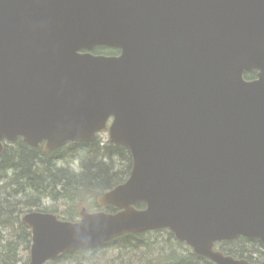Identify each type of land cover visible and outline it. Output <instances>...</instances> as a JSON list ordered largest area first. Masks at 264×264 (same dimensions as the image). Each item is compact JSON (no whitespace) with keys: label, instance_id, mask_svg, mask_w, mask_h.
Here are the masks:
<instances>
[{"label":"water","instance_id":"95a60500","mask_svg":"<svg viewBox=\"0 0 264 264\" xmlns=\"http://www.w3.org/2000/svg\"><path fill=\"white\" fill-rule=\"evenodd\" d=\"M103 130L133 157L97 198L119 211L27 212V264L160 229L260 264L216 244H264V0H0V158L19 137L52 152Z\"/></svg>","mask_w":264,"mask_h":264},{"label":"trees","instance_id":"16d2710c","mask_svg":"<svg viewBox=\"0 0 264 264\" xmlns=\"http://www.w3.org/2000/svg\"><path fill=\"white\" fill-rule=\"evenodd\" d=\"M92 52L118 55L121 50L98 46ZM257 77V70L245 73L247 80ZM82 148L87 149L84 154L81 153ZM73 156L80 160V170L58 164L59 160ZM116 156L121 158L122 167L117 165ZM132 169L131 151L112 142L102 147L100 137L91 143L70 142L52 152H46L43 145L32 147L22 137L14 142L6 141L4 154L0 158V264H20L23 259L17 253L19 246L24 243L28 249L31 247L32 230L22 221L21 213L35 209L57 214L56 210L42 206L44 195L55 200H66L72 214L69 218L57 215L64 220L78 221L76 218L81 215L82 208L86 207L83 205L84 197H98L123 184L130 177ZM136 206L144 209L146 204L140 202ZM104 210L116 213L119 209L108 206ZM6 231L11 233L10 238L6 237ZM218 246L227 255L246 259L250 263L264 264V256H257V251L264 253V244L259 239L239 236L219 242L216 248ZM112 249L118 251L116 259H121V264H216L196 254L192 247L179 241L169 229L126 233L93 250L64 253L51 263L61 258L89 254L98 256Z\"/></svg>","mask_w":264,"mask_h":264},{"label":"rangeland","instance_id":"374dc122","mask_svg":"<svg viewBox=\"0 0 264 264\" xmlns=\"http://www.w3.org/2000/svg\"><path fill=\"white\" fill-rule=\"evenodd\" d=\"M99 137H100L102 147L107 146L108 144L111 143L110 134H109L108 130L102 131L100 133ZM86 150H84L82 148L81 153L84 154L86 152ZM115 160L117 162V165L119 167H122L123 162H122L121 158L116 156ZM58 164L64 165V166H70V167H73V168L78 169V170H80V166H81L80 160L78 158H75L74 156L73 157H66L65 160H59ZM31 194H33V193L31 192ZM33 195H36V194H33ZM84 198H85L84 199L85 203H83V205L87 207L89 212L104 210L103 209L104 207H101L97 204V197L96 196L87 195ZM42 206L47 207L50 210H56L57 214L62 218H66V217L69 218L70 215L72 214L68 203L64 199H56L55 200L53 197H49V196L44 195L42 197ZM26 213L27 212L21 213V218H23V216ZM76 219L80 220V216L77 217ZM5 235H6V237H9V238L11 237V233L9 231H6ZM162 236H164V235H160V237H162ZM32 242H33V239H32ZM31 246H32V243H31ZM217 249L219 250L220 246H218ZM257 252H258L257 256H261V257L264 256V253H262L260 251H257ZM17 253H18V256H21V258L23 259V262H21L20 264H27L30 261V259H31V247H30V249H28L24 243H21V245L19 246V249L17 250ZM117 253H118L117 250L112 249L109 252L103 251L98 256L89 254L87 256H82V257H71L69 259L61 258V259L57 260L55 263H51L53 261L52 260V261L48 262L47 264H121L122 260L116 259ZM122 256H124V255H122ZM262 260L264 261V257L262 258Z\"/></svg>","mask_w":264,"mask_h":264},{"label":"flooded vegetation","instance_id":"af4514ba","mask_svg":"<svg viewBox=\"0 0 264 264\" xmlns=\"http://www.w3.org/2000/svg\"><path fill=\"white\" fill-rule=\"evenodd\" d=\"M98 198V197H97ZM97 204H98V202H97ZM108 206H105L103 209H106ZM33 211H37V210H33ZM100 211V210H99ZM103 211H105V210H103Z\"/></svg>","mask_w":264,"mask_h":264},{"label":"bare ground","instance_id":"6f19581e","mask_svg":"<svg viewBox=\"0 0 264 264\" xmlns=\"http://www.w3.org/2000/svg\"><path fill=\"white\" fill-rule=\"evenodd\" d=\"M69 221V220H68ZM219 243V242H218Z\"/></svg>","mask_w":264,"mask_h":264}]
</instances>
